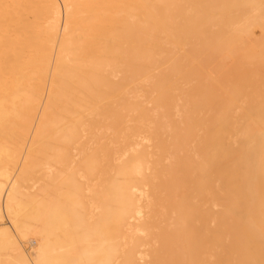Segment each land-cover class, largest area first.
Masks as SVG:
<instances>
[{
	"label": "bare ground",
	"instance_id": "1",
	"mask_svg": "<svg viewBox=\"0 0 264 264\" xmlns=\"http://www.w3.org/2000/svg\"><path fill=\"white\" fill-rule=\"evenodd\" d=\"M262 1L0 0V264H264Z\"/></svg>",
	"mask_w": 264,
	"mask_h": 264
},
{
	"label": "rangeland",
	"instance_id": "2",
	"mask_svg": "<svg viewBox=\"0 0 264 264\" xmlns=\"http://www.w3.org/2000/svg\"><path fill=\"white\" fill-rule=\"evenodd\" d=\"M261 3H264V1H262ZM262 10H264V7H262ZM254 31H255V36H256V38H258V37H260V39H262L261 38V35L262 34H264V32H262L261 31V29H260V27L259 26H253V28H252ZM262 37H264V35H262ZM248 46V45H247ZM256 46H257V48H256ZM259 47L260 46H258L257 44H254L252 47H251V49L255 52V53H258V52H260V50H259ZM261 49V48H260ZM258 51V52H257ZM261 52H264V51H261ZM260 70H262V69H264V68H259ZM261 72V71H260ZM259 74V73H258ZM242 75V74H241ZM244 75V74H243ZM246 76V75H245ZM260 76H262V75H260ZM262 77H264V76H262ZM248 91V90H247ZM244 92L246 93V91L244 90ZM241 100H240V99ZM244 98V97H243ZM251 98H253V97H251ZM250 97L248 98L247 97V99H245V100H252ZM256 99V98H255ZM254 99V100H255ZM258 99V98H257ZM237 100L238 101H242V97L240 96V97H237ZM244 101V100H243ZM6 221V220H5ZM27 245V246H26ZM23 247H24V249L26 250V251H30L31 249L33 250V248H31V245L30 244H28V243H24L23 244Z\"/></svg>",
	"mask_w": 264,
	"mask_h": 264
}]
</instances>
